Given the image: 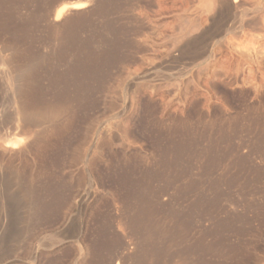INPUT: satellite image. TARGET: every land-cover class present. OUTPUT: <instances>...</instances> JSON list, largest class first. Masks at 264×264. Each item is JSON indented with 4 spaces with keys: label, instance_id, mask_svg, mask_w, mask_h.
I'll use <instances>...</instances> for the list:
<instances>
[{
    "label": "rangeland",
    "instance_id": "obj_1",
    "mask_svg": "<svg viewBox=\"0 0 264 264\" xmlns=\"http://www.w3.org/2000/svg\"><path fill=\"white\" fill-rule=\"evenodd\" d=\"M0 264H264V0H0Z\"/></svg>",
    "mask_w": 264,
    "mask_h": 264
},
{
    "label": "bare ground",
    "instance_id": "obj_2",
    "mask_svg": "<svg viewBox=\"0 0 264 264\" xmlns=\"http://www.w3.org/2000/svg\"><path fill=\"white\" fill-rule=\"evenodd\" d=\"M221 1V0H220ZM224 2H226V3H228L227 1H224ZM235 2V1H234ZM234 2H232V3H234ZM236 2H237V0H236ZM221 3V2H220ZM232 3H230L232 6H233V4ZM222 4V3H221ZM236 4V3H235ZM228 5V4H227ZM223 6V5H222ZM225 6V5H224ZM231 6V7H232ZM87 7V3H79V4H72V5H64V6H62L59 10H58V13H57V16H56V18H55V20H58L64 13H67L68 11H73V10H80V9H84V8H86ZM225 8V7H224ZM223 8V9H224ZM227 9V8H226ZM229 9V8H228ZM204 11V10H203ZM65 15V14H64ZM230 18V17H229ZM228 21V20H227ZM224 26V25H223ZM235 26V25H234ZM226 32V31H225ZM9 132V131H8ZM13 145H15L14 143H13ZM8 146H10V145H8ZM11 146H12V144H11Z\"/></svg>",
    "mask_w": 264,
    "mask_h": 264
}]
</instances>
